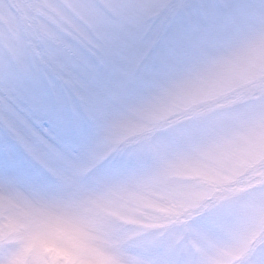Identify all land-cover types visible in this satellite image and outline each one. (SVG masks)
<instances>
[{
  "label": "clouds",
  "instance_id": "obj_1",
  "mask_svg": "<svg viewBox=\"0 0 264 264\" xmlns=\"http://www.w3.org/2000/svg\"><path fill=\"white\" fill-rule=\"evenodd\" d=\"M63 7L0 48V108L35 107L15 78L76 116L50 154L0 155V264H264V0H83L77 57L26 76L10 48L35 67Z\"/></svg>",
  "mask_w": 264,
  "mask_h": 264
},
{
  "label": "rangeland",
  "instance_id": "obj_2",
  "mask_svg": "<svg viewBox=\"0 0 264 264\" xmlns=\"http://www.w3.org/2000/svg\"><path fill=\"white\" fill-rule=\"evenodd\" d=\"M38 0H0V48L6 42L10 43L15 40L22 26L35 15L34 5ZM55 3V0H52ZM83 0H62L64 5L61 9H54L48 17L51 23V30L47 27L42 28L44 33L42 44L40 41H34L32 54L37 60L35 67L31 70H25V63L22 55L14 50H9V55L14 59L16 65L28 77L43 78L49 68L56 69L59 67L57 57L62 56L68 61L74 60L78 55L80 43L83 36L77 23L78 5ZM12 4L15 6L13 9ZM18 15L14 9H18ZM18 82L13 79V84ZM40 95H47L51 89V82L37 83L33 85ZM12 92H15L13 87ZM24 94L16 93V96ZM0 155L7 154L6 147L13 141L18 146L20 137L16 132L22 134H34L48 142L53 151L60 147L59 141L66 138L73 130L76 124L74 113L64 110L54 103H39L38 106L28 107L22 102L11 103L10 108H0ZM15 125V128L12 125ZM27 130V131H26ZM130 163L123 158L110 159L105 162L106 167H123ZM264 161L256 159L251 162L252 167L257 168L254 176H260L259 170ZM201 215H193L188 227L192 230L198 229L204 222L213 218V210L200 209Z\"/></svg>",
  "mask_w": 264,
  "mask_h": 264
},
{
  "label": "snow or ice",
  "instance_id": "obj_3",
  "mask_svg": "<svg viewBox=\"0 0 264 264\" xmlns=\"http://www.w3.org/2000/svg\"><path fill=\"white\" fill-rule=\"evenodd\" d=\"M13 87L15 89V92L13 95H16V93H23L24 95L28 96L33 103V105L38 106L40 103V94L38 90L33 86L28 83L18 81L13 84ZM13 128H15V125H12ZM27 131V130H26ZM16 134L27 140L28 145L30 149L37 155H44V154H50L53 149L52 146L43 140L42 138L36 137L34 134H22L20 132H16ZM6 152L7 154L11 157V161L13 163L19 162L20 156H19V151H18V146L16 143L10 140L6 147Z\"/></svg>",
  "mask_w": 264,
  "mask_h": 264
}]
</instances>
